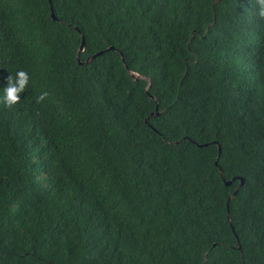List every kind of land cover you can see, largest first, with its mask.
I'll return each instance as SVG.
<instances>
[{"label":"trees","instance_id":"obj_1","mask_svg":"<svg viewBox=\"0 0 264 264\" xmlns=\"http://www.w3.org/2000/svg\"><path fill=\"white\" fill-rule=\"evenodd\" d=\"M52 2L0 0V264H264L256 2Z\"/></svg>","mask_w":264,"mask_h":264},{"label":"clouds","instance_id":"obj_2","mask_svg":"<svg viewBox=\"0 0 264 264\" xmlns=\"http://www.w3.org/2000/svg\"><path fill=\"white\" fill-rule=\"evenodd\" d=\"M251 1L256 2V4H257V13L256 14L260 19L264 20V0H251ZM132 74H134V73L130 72L131 77H133ZM135 75H138V74H135ZM138 76L141 77L140 75H138ZM138 79H143V78L141 77V78H137L135 80H138ZM29 80H30L29 74L24 70H19L16 73L15 77L9 76L8 81H7V86L3 90L4 95H3V97H0V102H3L7 107H12L16 104H19L21 102V94L23 92H25V90L29 84ZM48 95L49 94L47 92L40 94L38 96L36 102L40 103V102L44 101L48 97ZM232 231L235 232V230H232ZM234 235L236 238L237 237L236 232L234 233ZM239 242L240 241L237 242V244H238L237 248L239 249V251L242 252L241 253L242 261H243V264H245V258H244L242 244L240 242V246H241V249H240L239 248Z\"/></svg>","mask_w":264,"mask_h":264},{"label":"water","instance_id":"obj_3","mask_svg":"<svg viewBox=\"0 0 264 264\" xmlns=\"http://www.w3.org/2000/svg\"><path fill=\"white\" fill-rule=\"evenodd\" d=\"M49 2H51V0H49ZM52 18L55 19V15H54V11H52ZM85 47H86V43H85V38L83 37L82 39V45H81V52L85 50ZM106 51H102V52H99L98 54H95L93 56H91L90 58H88L86 60V62L82 63V64H89L91 62H93L96 58H98L99 56L105 54ZM133 78L134 79H137V78H141L139 77L138 75H135V74H132ZM148 92V91H147ZM152 117H157L158 116V110L156 109L152 114H151ZM146 124L149 125V118L146 119ZM219 153H221V147L219 146ZM218 160H216V164H218ZM220 174H221V177L225 183L226 186H231L233 184V182L238 178L240 179V183L239 185L237 186V188L235 189L234 193L231 195V197L227 200V207H228V213H227V219H228V222L231 226V229L234 230V226H233V222H232V218H231V213L229 211V204L231 202V200H233L237 194L239 193V191L241 190V188L244 186L245 184V179L243 177H234L233 179H231L230 181H228L225 177V173L223 171V169L220 167ZM239 248L241 249V246H240V242H239Z\"/></svg>","mask_w":264,"mask_h":264},{"label":"rangeland","instance_id":"obj_4","mask_svg":"<svg viewBox=\"0 0 264 264\" xmlns=\"http://www.w3.org/2000/svg\"><path fill=\"white\" fill-rule=\"evenodd\" d=\"M49 6H50V10H51V17H52V11H54V15H55V9H54V5H53V2L51 0V2H49ZM55 18H56V15H55ZM53 19V18H52ZM54 20V19H53Z\"/></svg>","mask_w":264,"mask_h":264}]
</instances>
